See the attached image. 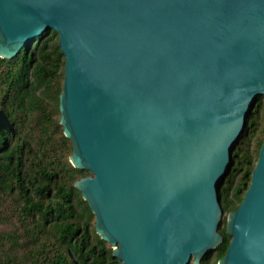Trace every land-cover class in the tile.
<instances>
[{
    "label": "water",
    "instance_id": "1",
    "mask_svg": "<svg viewBox=\"0 0 264 264\" xmlns=\"http://www.w3.org/2000/svg\"><path fill=\"white\" fill-rule=\"evenodd\" d=\"M50 29L69 162L90 173L74 186L115 264H200L264 96V0H0L1 58ZM226 233L217 264H264V139Z\"/></svg>",
    "mask_w": 264,
    "mask_h": 264
},
{
    "label": "trees",
    "instance_id": "2",
    "mask_svg": "<svg viewBox=\"0 0 264 264\" xmlns=\"http://www.w3.org/2000/svg\"><path fill=\"white\" fill-rule=\"evenodd\" d=\"M50 29L14 57H0V264H115L95 232L94 215L75 180L90 175L69 162L71 142L59 124L64 56ZM264 139V96L234 145L221 187L222 241L200 264H217L228 246L226 215L242 201Z\"/></svg>",
    "mask_w": 264,
    "mask_h": 264
}]
</instances>
